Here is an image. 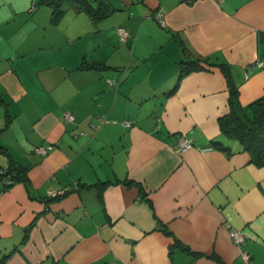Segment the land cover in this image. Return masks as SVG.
I'll return each mask as SVG.
<instances>
[{
    "label": "crops",
    "instance_id": "crops-1",
    "mask_svg": "<svg viewBox=\"0 0 264 264\" xmlns=\"http://www.w3.org/2000/svg\"><path fill=\"white\" fill-rule=\"evenodd\" d=\"M105 1L0 0V170L25 176L0 264H264V166L219 128L264 97V0Z\"/></svg>",
    "mask_w": 264,
    "mask_h": 264
},
{
    "label": "trees",
    "instance_id": "trees-1",
    "mask_svg": "<svg viewBox=\"0 0 264 264\" xmlns=\"http://www.w3.org/2000/svg\"><path fill=\"white\" fill-rule=\"evenodd\" d=\"M55 8L57 13L63 11L65 5H72L86 12L94 21L105 17L101 11L93 7L92 0H41ZM98 1V0H97ZM201 60H184L181 75L193 69H198ZM228 111L219 119L220 135L227 140H235L242 150L250 156L251 162L256 167L264 166V97L255 100L248 106L242 107L236 92H232L228 101ZM217 143V142H216ZM218 145V144H217ZM18 181H25L24 171L12 168L0 170V191H4ZM181 249H188L180 245ZM214 259V256H209Z\"/></svg>",
    "mask_w": 264,
    "mask_h": 264
},
{
    "label": "built area",
    "instance_id": "built-area-1",
    "mask_svg": "<svg viewBox=\"0 0 264 264\" xmlns=\"http://www.w3.org/2000/svg\"><path fill=\"white\" fill-rule=\"evenodd\" d=\"M187 1L189 2L190 0H187ZM116 32H117L118 39L120 42H122V43L127 42L128 34L123 27H121V26L116 27ZM256 66L260 67V68H264V60L257 62ZM64 120H65V122H71L73 120V116L71 114L67 113L64 115ZM106 123H108V120H106L103 117L99 118V124H106ZM124 125L126 127L131 126V124L129 122H125ZM177 147H178L179 152H185L186 150H189L192 148V144L190 141L185 139V137L181 136L177 140ZM48 149L49 148L40 147V148H38V150L36 152L43 155L47 152ZM51 195H55V194H51ZM229 237L235 245L240 246V245L244 244V236L240 231L230 230ZM242 258H244V260H246L248 258V256L242 255Z\"/></svg>",
    "mask_w": 264,
    "mask_h": 264
},
{
    "label": "water",
    "instance_id": "water-1",
    "mask_svg": "<svg viewBox=\"0 0 264 264\" xmlns=\"http://www.w3.org/2000/svg\"><path fill=\"white\" fill-rule=\"evenodd\" d=\"M94 3H96V8H98L102 14H108L113 9L112 5L105 0H92ZM121 4L123 6H128L131 3V0H120Z\"/></svg>",
    "mask_w": 264,
    "mask_h": 264
}]
</instances>
